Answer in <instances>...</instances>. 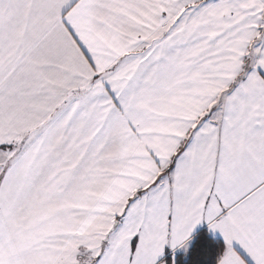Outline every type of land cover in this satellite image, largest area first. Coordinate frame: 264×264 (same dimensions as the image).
I'll return each instance as SVG.
<instances>
[{"label":"snow or ice","instance_id":"6c2138e0","mask_svg":"<svg viewBox=\"0 0 264 264\" xmlns=\"http://www.w3.org/2000/svg\"><path fill=\"white\" fill-rule=\"evenodd\" d=\"M0 264H264V0H0Z\"/></svg>","mask_w":264,"mask_h":264}]
</instances>
